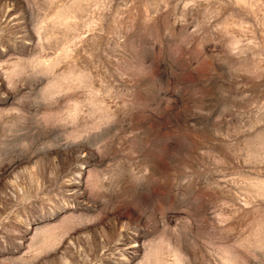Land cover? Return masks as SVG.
I'll return each mask as SVG.
<instances>
[{
    "label": "rangeland",
    "instance_id": "374dc122",
    "mask_svg": "<svg viewBox=\"0 0 264 264\" xmlns=\"http://www.w3.org/2000/svg\"><path fill=\"white\" fill-rule=\"evenodd\" d=\"M0 264H264V0H0Z\"/></svg>",
    "mask_w": 264,
    "mask_h": 264
}]
</instances>
